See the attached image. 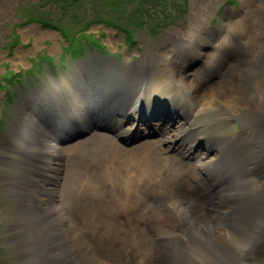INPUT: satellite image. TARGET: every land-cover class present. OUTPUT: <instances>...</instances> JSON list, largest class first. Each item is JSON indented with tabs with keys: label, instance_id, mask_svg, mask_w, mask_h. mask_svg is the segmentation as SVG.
Returning a JSON list of instances; mask_svg holds the SVG:
<instances>
[{
	"label": "rangeland",
	"instance_id": "1",
	"mask_svg": "<svg viewBox=\"0 0 264 264\" xmlns=\"http://www.w3.org/2000/svg\"><path fill=\"white\" fill-rule=\"evenodd\" d=\"M139 2L144 8L137 7ZM137 9L140 11L138 12ZM121 12L124 16L119 17L116 13ZM0 13V264H39V253L42 252L48 240L54 245L66 246L64 236L56 234L58 239H55L54 235L37 222L33 215H27V220L23 218L18 221L14 217L15 211L11 210L10 184L4 179L13 174L14 170L7 169L3 163L5 159L13 158L6 151V144L15 143L12 138L15 111L24 110L22 106L25 104L21 102L28 94L36 95L43 89L45 98L41 102L40 110L43 109L42 111L61 117L80 114L85 107L83 105L85 102L77 100L78 96L75 94L77 90L71 80L82 76V71L89 67H96L99 70L102 64L116 70L120 77L124 76L123 71L131 73L142 68L146 77L144 86L147 85V88L151 87L154 90L152 99L166 101L165 104L161 101L153 105L149 112L152 119H148L145 116L146 113L138 109L136 128H132L130 133L124 132L116 136L115 140L122 146H132L146 140L156 142V146L160 147L158 148L159 157L164 162V179H169V167L174 170V175H178L179 172L175 167L182 171L177 179H181L179 181H184L185 184H173V188L174 192L179 194L183 207H186L185 214L188 217L182 221L181 209L169 205L167 207H172L171 212L176 217V223L171 227H159L157 223L163 213L157 204L163 188L155 182L157 179L152 176L155 175L154 173L145 170L147 174L144 171L136 175L135 172L142 169L130 167V170H126L122 166L104 171L94 166L99 161L94 158L103 152V148L94 150L93 148L96 145L111 144L109 137L114 134L113 130L108 131L105 128L114 127L115 121L106 117L107 115L101 117L91 113L93 108L90 107L87 108L89 111H85L87 116L69 117L67 123H71V126L65 132L72 129L82 131L94 127L87 122L100 123V130L96 128L95 131L93 130L100 135L93 136L94 142L89 140L86 144L87 154L90 157L86 166L80 163L72 166H75L81 176H85L90 183V187L82 188V190L87 189V195L82 193L83 196L86 195V200L91 194L94 195L92 201L104 205L102 214L98 216L101 222L97 221L91 227L77 218H71L70 213L68 214V211L61 207L59 208L61 215L63 214L61 224L68 225V228L72 229L73 239L78 232L81 237L79 238L84 243L86 254L93 259L92 264H99L98 262L100 264H149L152 257L149 256L147 260L143 257L146 253H152L153 256L158 257L156 247L160 245L162 248L165 246L167 253L174 259L185 256L202 263L208 259L213 260L214 253L217 255L218 252L215 246L213 252L207 246H199V242H193L197 237L201 240L197 234L201 230L197 228H201L205 233V226L192 225L194 229H189L187 227L190 224L187 225L186 222L191 221L192 218L197 219L200 203L207 208L210 218L216 217L218 208L221 212L227 205L224 204L225 202L216 204L214 190L217 188V183L207 179L199 168L191 166L192 158L194 154L207 150L209 140L206 141V139L212 137L213 140L225 141L233 138L232 134L238 136L243 127L238 120H233L222 110L204 109L195 113L191 112V101L185 97L180 98L174 90L175 81L172 79L176 76L174 73L179 68L178 65L171 69L168 63V70L163 69V66L167 60L168 62L172 60V56L179 49L181 58L189 59L187 73L195 71L205 54L213 51L218 40L222 42L219 44L225 45L229 56L219 62L220 69L217 67L209 69L210 76L214 77L213 80L228 68L233 62L231 60L237 55L242 53L244 58H254V53L264 46V0H127L121 3L113 0H81L78 5L72 6L61 0H0ZM131 14L133 21L129 20ZM100 19L102 22H96ZM105 21L109 24L112 22L119 24L126 30L118 28L116 30V27L112 25L107 26ZM33 27L39 28L41 34L39 38L35 34L37 31L33 32ZM195 28L199 29V32L192 39L191 33L195 34L192 29ZM110 30L113 32L112 37L109 36ZM179 31L183 33L180 34ZM184 33L186 37L183 36ZM210 33L212 35L208 36ZM186 38L188 43L185 44ZM255 45H257L256 48ZM184 49L188 50L186 54ZM169 53L172 55L169 56ZM262 55L263 61L264 53ZM103 72L101 69L100 73ZM210 79L206 77L204 84H211ZM206 85L204 89L211 86ZM85 90L87 88L82 89V92ZM142 116L146 120L145 123L140 121ZM77 120L81 121L80 126H77ZM183 120L186 125L195 121L199 122L201 127L198 135L195 138L193 135L185 138L183 143L189 145H180L177 139L163 145L161 139L165 135L164 127L170 130L173 122ZM19 123L20 121H17L16 126H19ZM44 125L46 126L45 121ZM135 136L136 139H142L130 144L125 143L130 137ZM122 139H125V142ZM191 153H193L192 156ZM211 153L213 152H209ZM72 158L74 156L70 159ZM83 160L85 161V158ZM55 164L54 160H48L49 168L46 169L48 181L39 179L46 184L47 188L59 187L58 191L61 193L65 163L64 165L59 163L60 167H63L58 172L53 170ZM187 166L190 170L186 171ZM133 170L135 171L132 172ZM127 174L134 176L130 178L129 185L125 178ZM145 175L148 176L145 177ZM141 176H144V179ZM74 180V186L69 185L70 189L77 188V178L74 177ZM141 180L146 181L147 184ZM126 186L132 191L130 199L137 206H132L124 217L112 200L114 196L119 197L121 193H124ZM46 193L51 196V199L60 200L61 198H54L51 191ZM173 197L176 200L174 195ZM162 199H169V197H162ZM169 201L173 204L171 199ZM216 206L218 208L215 210ZM188 231H193V234ZM48 234L51 239L46 236ZM29 237L35 241V252L33 257L23 259L20 245L25 244L30 247ZM98 241L110 247L112 257L106 251L97 250ZM224 243H228L227 245L231 248L235 245L231 240ZM121 245H124V249L118 252ZM189 263L192 264L191 261Z\"/></svg>",
	"mask_w": 264,
	"mask_h": 264
},
{
	"label": "bare ground",
	"instance_id": "2",
	"mask_svg": "<svg viewBox=\"0 0 264 264\" xmlns=\"http://www.w3.org/2000/svg\"><path fill=\"white\" fill-rule=\"evenodd\" d=\"M198 30L197 28L192 29L195 32V34L191 33L192 39L199 32ZM35 31H37L35 33L36 37L39 38L41 36L39 28L33 27V32ZM179 32L180 34L183 33V31ZM112 34L113 32L110 30L109 36L112 37ZM211 35L212 33L208 36ZM183 36L186 37V34L184 33ZM184 42L185 44L188 43V39H184ZM219 43L222 42L218 40L213 51L205 54L203 61L195 71L187 73L190 65L188 63L189 59L183 60L179 54V49L172 56V60L169 62L167 60V63L163 66V69L168 70L169 66L167 64L170 63L171 69L177 65L180 68L176 69L174 73L176 76L171 79L175 81L174 90L179 94V97H185L191 101V112L195 113L204 109L222 110L229 114L233 120H238L243 127L240 133L237 134L238 136L232 134L231 137L233 138H228L225 141H221L222 139L220 141L213 140L212 137L206 139V141L209 140L207 150L194 154L192 158L193 164L191 166L199 168L207 179H212L213 183H217V188L214 190L217 199L216 204L225 202L224 204L227 206L221 212L219 211L220 208L216 206L215 210L218 208V211H216L218 213L215 218H210L207 214V208L200 203V208L197 207L199 208L196 215L197 219L192 218L191 221H187L186 224H190L187 228L194 229L192 225H204L205 233L201 228H197L201 230L197 233L201 240L197 237L193 242H199V246L205 245L213 252L215 246L218 252L217 255L214 253L213 260L208 259L204 261L205 263H202L191 260L189 257L185 258V256L174 259L167 253L166 247L163 246L162 248L160 245L156 247L158 257L153 256L152 253H146L143 257L146 260L149 259V256L152 257L149 264H190V261L192 264H264V60L262 61L264 46H261L260 50L254 53V58H244L242 53L237 55L231 60L233 62L228 68L213 80L214 77L210 76L209 69L215 67L220 69L219 62L229 56L225 45ZM194 47H196L195 43ZM254 47L256 48L257 45ZM246 48L248 49V46ZM184 52L186 54L188 50L184 49ZM171 55L172 53H169V56ZM101 67L99 70L96 67H89L82 71V76L71 80L77 90L75 93L78 96L77 100L85 102L83 104L85 109L80 114L72 116H87L85 111H89L87 108L90 107L93 108L91 113H96L97 116H115V126L112 131L114 134L109 137L111 144L109 146L96 145L93 148V150L103 148V152L97 154V157L94 158L99 160L94 166L104 171L122 166L126 170L130 167L138 170L142 169V171H136V175L145 170L154 173L155 175L152 176L157 179L155 182L158 183L160 188H163L157 204L163 214L159 217L160 220L157 225L159 227L174 226L176 217L171 212V206L174 205L181 209L182 221L185 217H188L185 214L186 207H183V203L179 200V194L174 192L173 188V184H185L184 181H179L181 179H177L182 171L175 167L179 172L178 175H174V170L169 167V179H164V162L159 157L158 148L160 147L156 146V142L146 140L132 146H122L115 140L116 136L124 132H131L132 128H136L138 109L144 110L146 112L145 116L152 119L148 114L149 110L152 109L154 104L161 101L165 104L166 101L152 99L154 90L151 87L147 88V85L144 86L146 77L142 68L131 71V73L123 71L124 76L120 77L113 68L105 67L103 64ZM101 69H103V73H100ZM206 77L211 78V84H204L203 81ZM87 84L89 86H86ZM205 85L211 86L204 89ZM86 88L87 90L82 92V89ZM44 98L45 92L43 89L39 90L36 95L28 94L21 102L25 104L22 106L24 110L22 112L16 110L14 113L15 127L12 128L14 130L12 138L15 143L6 144V151L13 158L5 159L3 163L7 169L14 170L13 174L4 179L10 184L11 210L15 211L14 217L18 221L23 218L27 220V215L31 214L37 222H40L44 228L54 235L55 239H58L56 234L65 237L67 247L59 244H57L58 246L54 245L49 240L44 244L42 252L39 253V264H92L93 259L86 254L84 243L78 232L75 233L76 237L73 239L72 229L70 230L68 225L61 224L63 214L61 215L62 212L59 208L64 207L68 214L70 213L71 218H77L91 227L97 221L101 222L98 216L102 214L104 205L92 201L94 195L91 194L86 200L87 189L82 190V188L84 186L90 187V183L85 176H81L75 166H72L77 163L86 166L87 160L90 159L86 149L87 141L94 142L93 136L100 135V133L96 134L92 131L82 140L68 145L62 144L60 137L71 126V123H67V120L72 116L62 118L51 114V112L42 111L43 109L40 110ZM17 121H20L19 126H16ZM140 121L142 123L146 122L144 116L141 117ZM173 123L170 130L164 127L165 135L161 139L163 145L175 139L180 145H189L183 143V141L189 135H193L195 138L201 127V124L196 121L188 125L184 120ZM211 151L213 153L209 154ZM63 152H66L64 159L65 174L60 193L58 191L59 187L47 188L46 184L39 178L46 179L48 177L46 175V169L49 168L47 165L48 160L55 161L56 164L53 170H57V172L63 167H60L61 164L59 165L61 162L60 155ZM71 156H74V158L70 159ZM69 167L70 172L68 173ZM187 170H190L189 166L186 167ZM144 173L147 174L146 171ZM108 175L110 176V174ZM67 176L70 180L67 179ZM147 176L145 175V177ZM74 177L77 178V188L70 189L69 185L74 186ZM125 178H127V185H129L130 178H134V176L127 174ZM141 178L144 179V176H141ZM46 181L48 180L46 179ZM141 181L146 182L147 180ZM148 181L150 180L148 179ZM47 191H51L54 198L61 197L60 200L51 199V196L46 193ZM82 193L86 195L83 196ZM131 194L132 191L126 186L124 193H121L119 197L114 196L113 200L111 199L117 204L124 217L132 209V206H137L130 199ZM166 196L171 201L174 199L173 204L170 203L169 199H162ZM169 205L171 206L167 207ZM94 229L91 230L95 231ZM188 232L193 234V231ZM46 236L51 239L49 234ZM99 236H101L100 233ZM28 240L31 244L30 247L25 244L20 245L23 259L33 257L35 252L34 239L29 237ZM227 240L233 241L235 243L234 247L228 246ZM225 241L227 244L224 243ZM96 248L98 251H106L112 257L111 254L113 253L110 251V247L105 246V243L98 241ZM121 249H124V245H121L118 252H121ZM147 255L148 257H146ZM98 263L100 264V262Z\"/></svg>",
	"mask_w": 264,
	"mask_h": 264
},
{
	"label": "trees",
	"instance_id": "3",
	"mask_svg": "<svg viewBox=\"0 0 264 264\" xmlns=\"http://www.w3.org/2000/svg\"><path fill=\"white\" fill-rule=\"evenodd\" d=\"M106 1H108V0H106ZM110 1V0H109ZM114 2H117V3H121V2H124V1H126L127 2V0H113ZM61 2H67V3H69L71 6L73 5V4H75V5H78L80 2H81V0H61ZM140 6V8H144L143 6H142V3H138V5H137V7H139ZM137 11L139 12L140 10L139 9H137ZM116 14H118V16L119 17H122V16H124L123 14H122V12L121 13H116ZM118 17V18H119ZM109 19V18H108ZM120 19V18H119ZM133 16H132V14H131V16L129 17V20L130 21H133ZM96 22H102V20L100 19V20H96ZM138 21H136V23H137ZM105 23L107 24V26H109V25H112V27L114 26V27H116V29L118 28V29H121V30H126L125 29V27H120V25L119 24H114V22H112V24H109V22L108 21H105ZM134 24V23H133ZM138 24H141V23H139L138 22ZM140 26V25H139ZM117 29V30H118ZM89 33V32H88ZM93 34H91V36H92ZM93 37V36H92ZM95 39V38H94ZM95 41H96V39H95Z\"/></svg>",
	"mask_w": 264,
	"mask_h": 264
}]
</instances>
